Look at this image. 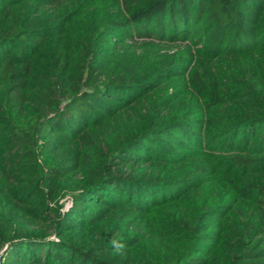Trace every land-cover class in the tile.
Returning a JSON list of instances; mask_svg holds the SVG:
<instances>
[{"label":"trees","instance_id":"obj_1","mask_svg":"<svg viewBox=\"0 0 264 264\" xmlns=\"http://www.w3.org/2000/svg\"><path fill=\"white\" fill-rule=\"evenodd\" d=\"M0 264H264V0H0Z\"/></svg>","mask_w":264,"mask_h":264}]
</instances>
